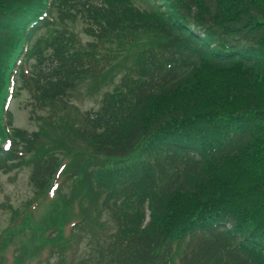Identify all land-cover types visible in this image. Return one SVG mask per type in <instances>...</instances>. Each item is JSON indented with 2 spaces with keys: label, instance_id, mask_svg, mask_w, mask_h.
<instances>
[{
  "label": "trees",
  "instance_id": "obj_1",
  "mask_svg": "<svg viewBox=\"0 0 264 264\" xmlns=\"http://www.w3.org/2000/svg\"><path fill=\"white\" fill-rule=\"evenodd\" d=\"M145 1L153 4L139 11L131 0H0V161L25 157L34 195L58 165L45 131L27 134L3 113L11 71L30 44L21 88L52 112L46 124L56 137L84 147L64 156L92 161L69 163V198L83 206L104 195L114 225L93 264H264V0ZM79 17L100 35L147 41L100 109L57 132L53 120L86 74L64 33ZM131 156L133 170L116 167ZM66 210L58 205L47 221L61 224ZM93 226L103 233L106 224ZM11 241L2 238V249Z\"/></svg>",
  "mask_w": 264,
  "mask_h": 264
},
{
  "label": "rangeland",
  "instance_id": "obj_2",
  "mask_svg": "<svg viewBox=\"0 0 264 264\" xmlns=\"http://www.w3.org/2000/svg\"><path fill=\"white\" fill-rule=\"evenodd\" d=\"M135 7L143 9L146 8V5L142 0H132ZM80 33V39L83 41L84 47L87 45V49L95 53L96 59L89 64V69L91 71V75H96L100 72H105L106 66L108 65L111 55L113 51L116 52L117 49L126 47L128 48L131 44H136L134 38L131 40L122 39L120 44L116 39H110L104 42H96V41H88L87 37ZM120 37V35H119ZM149 39V38H148ZM135 46V45H134ZM130 51L134 49L128 48ZM127 51H124L123 56H127ZM120 55L117 56L116 60L120 59ZM110 65V64H109ZM118 64L110 65L107 67L108 70L117 69ZM124 71H121L122 74ZM107 85V81L103 80V76H99L93 79L87 78L84 79L80 84L78 89L73 92V98L71 99V105L75 107L76 111L83 113L87 110L97 108L98 104L100 103V98L97 99L100 91L105 88ZM19 87V86H18ZM18 89V88H17ZM32 105H30V95L23 91H16L14 99L10 102V111L13 119V124L19 128L25 129L27 131H33L37 129H41L45 131L46 138L44 139L46 145H51L56 148L57 152L61 151L60 155L57 157L62 160L63 154L69 153L72 149H84L83 146L76 140H73L68 137H56L54 135V131L52 126H48L47 124L42 123L39 119L42 114L39 112L32 111ZM56 125H59L60 128L57 132L65 129L70 124H76V113L70 110V112H59L57 118L53 120ZM87 158L86 154H79L75 156V160L77 162H91L90 160H85ZM70 159V156H69ZM68 160V159H66ZM74 160V159H73ZM66 171V170H65ZM64 171V172H65ZM29 177H30V166L22 165L21 167L14 168L10 173L3 174L0 172V231H4L10 228V224L13 222L12 220V210L20 209L18 211L21 214V218L25 219L28 217V221L31 223V228L33 230H39L40 228L43 229V222L45 215L50 213L49 215L55 216V209H52V201L45 196L39 200L42 201L39 203L37 207L34 209L30 208V205L35 202H30L32 199L33 194L29 184ZM61 179L63 180V184L58 189L56 195L57 198L59 196V192L65 189V173L62 174ZM58 179V183L60 180ZM62 196V193H61ZM38 202V201H37ZM28 204V205H26ZM68 208L65 211L64 218H67L66 221L62 222V218L59 217L61 221L62 231L65 230V227L70 222H77L79 221L77 209L74 207L68 216L66 213L69 211ZM57 215V213H56ZM56 221V220H55ZM15 222V221H14ZM53 223V222H52ZM60 226V223L57 221L54 222ZM94 224H92V227ZM19 226V225H16ZM95 228V227H94ZM75 228H73L74 230ZM72 230V231H73ZM78 236V241H79ZM29 240V232H22L16 238V244L26 243ZM72 252L77 250L76 242L72 241L71 244ZM42 252L39 257L42 260H45L47 257V253ZM92 251L90 248L86 246V244H82L80 247L79 254L76 259L75 264H85L87 263ZM43 255V257H42ZM58 260H55V263Z\"/></svg>",
  "mask_w": 264,
  "mask_h": 264
}]
</instances>
